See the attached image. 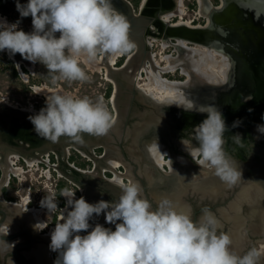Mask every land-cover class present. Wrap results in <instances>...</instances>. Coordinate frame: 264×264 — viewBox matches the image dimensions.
<instances>
[{
    "label": "clouds",
    "instance_id": "clouds-1",
    "mask_svg": "<svg viewBox=\"0 0 264 264\" xmlns=\"http://www.w3.org/2000/svg\"><path fill=\"white\" fill-rule=\"evenodd\" d=\"M15 7L19 13L16 21L0 17V52L7 51L10 58L19 53L28 61L44 65L54 82L87 81L90 77L82 64L95 61L101 54L121 55L135 47L129 38V20L115 9L113 0H15ZM29 16L32 29L26 32L20 25ZM223 82H227L226 75ZM173 104L186 112L207 114L187 138L181 137L183 150L201 171L214 174L229 187L237 184L242 173L224 149L229 129L221 108L211 104L196 107L184 98H173L166 106ZM28 119L36 134L45 139L57 142L66 137L83 143L84 133L107 134L116 117L102 96L93 101L88 96L74 97L58 91L48 95L45 106ZM241 124L242 119L237 118L232 127ZM256 131L264 134V123L257 124ZM233 139L242 141L241 134L236 133ZM151 150L161 153L158 143L151 145ZM118 186L121 194L114 203L103 199L90 203L83 196L75 198L72 189L62 191L67 198V214H62L50 232L49 248L58 253L54 264H259L261 252L256 248L242 255L234 251L232 238L220 231L221 221L211 209L203 208L202 215L194 219L189 212L177 211L167 196L153 207L134 180L119 182ZM40 203L48 212L58 208L52 197H44ZM102 213L115 225L114 230L90 223ZM2 221L0 243L12 249L14 244L3 239L10 232L11 221ZM46 227L44 222L34 225L37 231Z\"/></svg>",
    "mask_w": 264,
    "mask_h": 264
},
{
    "label": "flooded vegetation",
    "instance_id": "flooded-vegetation-1",
    "mask_svg": "<svg viewBox=\"0 0 264 264\" xmlns=\"http://www.w3.org/2000/svg\"><path fill=\"white\" fill-rule=\"evenodd\" d=\"M128 1L133 7L132 17L129 19V38L134 42L135 47L128 53L121 55L101 54L95 61L90 63L103 66L105 63H110L114 68L118 69L129 62L125 72L118 77V86L111 80L108 84V86L112 87L110 96L107 98L110 105V108H108L116 117L115 124L112 127L113 131L111 132L112 140L107 141L105 135L92 136L99 143L98 146L92 149V152L89 150V146H86V152L70 147L65 155L61 152H50L38 158L39 162L37 163L48 167L50 172L51 170L55 172L59 170L63 177L72 185L57 184L59 188L56 190V196H53L59 201L57 203L58 208L53 212L52 225L46 222L47 227L43 230L37 231L34 228L35 222L29 210L34 207L27 204L29 208H23L22 200H16L15 192L13 191L15 183L11 182L12 175L15 171L18 172L19 168L23 169L28 166L27 160L22 156L13 154V151L6 152L4 143H13L18 138H24L34 145H38L44 143L46 139L37 135L29 122L24 124L14 122L8 125L5 120V109L2 111L1 109L3 108L0 106V159L5 161L4 165L0 164V222L5 219L8 222L11 221L10 232L3 239L8 243L14 244L11 249V246L0 243V264H54L58 253L53 252L49 248L50 232L55 224L61 221L62 214H67L65 211L67 198L62 196V191L65 188L76 191L75 198L78 199L81 196L87 197L88 189L94 187L96 195H90L91 200L105 197L110 203L115 202L121 194V189L118 186L119 182L127 183L129 180H134L141 185L143 192H148L150 185L147 179L148 174L145 170L152 172L150 169H153L155 164L157 165L151 145L158 143L162 153L159 152V154L165 162H162L161 169L165 172L169 170L166 161L172 156L177 158L180 155L175 152L173 138L168 136V133L173 135L174 129L172 130V128L164 124L166 118L171 124L174 123V120L181 121L183 132H176L180 141L181 137H185L190 132L193 125L195 127V125L203 121L205 116L202 117V115H206V113L186 112L175 104L166 106L171 102L160 101L161 97L154 92H150L146 87L147 82H142V80L148 78L151 70L157 72L161 80L168 83L179 82L174 80V73L175 71L177 73V70L180 71L179 74L187 76L186 73L183 74L181 69L190 71L193 77L192 72L196 70L191 68V59H188L187 56L192 54L194 50L211 51L215 56H218V54L222 55L218 52V11L225 6L226 1ZM258 2H260L261 9L257 12L253 29L256 30L259 36L256 41L248 42V45L251 46L257 43L261 48H264V0H258ZM12 14V11H8L9 16ZM8 15H5V17L8 18ZM0 17H2L1 13ZM183 27L209 31L212 34L215 32L216 36L212 37L209 35L207 39L200 41L202 43H195V41H190L189 38L176 37L174 35L176 34L175 30H171L175 28L183 29ZM244 43H241V47H244ZM230 44L228 45L233 46L234 44L235 47L240 45H238V41ZM192 49L194 50L191 51ZM234 55L233 71L227 76V82H223L228 86L227 89L221 88V84L215 83L213 85L207 79L200 78L201 73L198 72L200 76L197 78L200 81H197V78L194 79L196 81L194 88L196 93L188 94L185 99L193 101L196 107H200V101L203 102L206 98L200 97L198 100L197 92L200 93L202 91L200 94L203 95L205 93L204 95L207 96L214 95V99L211 100L215 102V105L217 104V107L221 108L229 129L225 133V151L229 149L230 151L227 150V152H232L236 156H242V158L247 160H256V163L263 162L264 144H262V147H260L261 144L256 146V150L253 152L248 151L249 154L246 152L247 147L250 146V138H253L254 135L253 129L256 128L257 124L264 123V120L261 119L262 114H264V69L259 70L258 73L248 74L246 72L249 69L246 67L247 63H254L255 69H259V63L256 58L255 60L249 59L247 54L246 57L245 54L242 56H239V54ZM192 57L197 58L198 53L192 54ZM222 57L225 58L224 55ZM113 58L114 60L112 61ZM181 58H184V62H181ZM11 59L16 65H22L25 70H28L27 68L32 65L31 61L25 62L22 60L18 63L16 58L11 57ZM214 59L218 60L215 57ZM262 64L264 68V58ZM187 80H184V83H187ZM203 82L209 83L212 87L203 85ZM58 91L60 92L61 90L52 89L47 92L54 93ZM152 102L162 104L161 111ZM0 103L2 102L0 101ZM206 103L208 104V102ZM35 104L38 105L40 103L35 102ZM33 107L35 108L34 105ZM249 109H252V111H249ZM36 110L39 111L38 109ZM237 118L242 119V124L233 128V121ZM236 133L241 134L242 141L233 139V135ZM94 157L105 159L104 161L98 160L99 162L96 163ZM14 158H16L15 161L13 160ZM115 161L119 163L116 165ZM18 163L21 167L14 166ZM8 168L10 171H8ZM258 171L260 175L258 183L264 184V170L259 169ZM255 172L256 170L253 167L248 169L247 179L249 181L255 178ZM102 181L111 183L106 186L91 185ZM257 186L259 187L260 185ZM241 193L242 198H244L243 191ZM257 193L260 194L258 190ZM156 196L158 197L157 194ZM254 196L251 198L250 193L249 200L252 201ZM229 201L228 198L226 202L223 198L216 202L189 198L187 202L190 208L185 212L191 213L192 210V216L196 219L199 218L198 214L203 208L207 207L216 213L219 205ZM152 203L153 207L157 204L156 202ZM234 211L231 214V218L237 216V211ZM256 214L258 213L256 212ZM90 223L93 226L95 225L93 221ZM104 226L110 227L108 224ZM111 228L115 229L114 227ZM220 231L222 230L220 229ZM81 234H86V232L82 231ZM245 241L246 244L241 248L243 243L237 240V243H235L237 249H234V251L242 255L248 250L256 248L261 252L259 264H264V245H261V241H264V232L253 235L249 230ZM43 251H45L46 257L41 256L40 252ZM48 252L51 253L48 254Z\"/></svg>",
    "mask_w": 264,
    "mask_h": 264
},
{
    "label": "water",
    "instance_id": "water-1",
    "mask_svg": "<svg viewBox=\"0 0 264 264\" xmlns=\"http://www.w3.org/2000/svg\"><path fill=\"white\" fill-rule=\"evenodd\" d=\"M225 1H226L225 6L218 11V52L224 55L225 57H227V59L230 62V72H228V75L233 71L232 68L234 67V60H235L233 59V57L235 56L234 54H239V56L245 54V57L247 54L249 59L255 60L256 58V60L259 63L258 64L259 69H255L254 63H247L246 67H248L249 69L246 72L248 74L258 73L259 70L264 69L262 64L264 58V48H261L257 43L250 46L248 45V42L252 43L256 41L259 36L256 30L253 29V25L255 22V17H257V12L261 9L260 2H258V0H225ZM113 5L117 11L124 13L128 20L132 17L133 7L128 0H113ZM171 30H175L176 34L174 35L176 37L189 38L190 41L191 40L195 41V43H202L200 41H204L209 37V35H211L212 37H214L215 35V32L213 31L212 34L209 31H204L199 29H188L185 27H183V29L175 28ZM237 41H238V45L240 44L239 46L235 47L234 44L233 46H230L231 45L230 43L232 42L236 43ZM243 42H245L244 47H241V43ZM13 57L16 58L18 63L22 60L28 62V60L21 57L19 53L15 54V56ZM128 64L129 62L124 66H122L121 68L116 69L110 63H105L104 66L107 69L106 71L107 76L114 84H116V86H118L117 80L119 75L125 72L126 68L129 66ZM197 81L200 80L197 78ZM197 84L199 85V83ZM203 85L212 87V85H210L207 82L205 83L203 82ZM220 87L221 88L223 87L225 89L228 88V86L225 83L221 84ZM193 89L194 88L191 87L188 90H191L193 93H196L195 89L194 90ZM200 93L197 92L198 94L197 97L199 99L200 97L206 98V100L208 101L207 105L210 104L215 105V102L211 100L214 99L213 98L214 95L207 96L204 95L205 93H203V95ZM152 103L153 105H155L156 108H159V110L161 111L162 104L156 102H152ZM0 106H2L3 108L1 109L2 111H4L5 109L4 111L6 116L5 120L8 123V125L14 122H17L18 124H24L26 122L27 123L29 122L33 126V124L30 122L28 117L30 115L37 113L38 111L23 110L9 106L8 104L5 103H0ZM206 116L207 114L202 115V117H204L203 120L206 118ZM180 122L181 121L179 120L178 121L174 120V123L171 124L167 118L164 121L165 125H168L170 128H172V130L174 129L173 135H170V133H168V136L169 138L171 137L173 138V143H175L174 145L175 152L181 155L180 160H177L178 157L177 158L176 157L174 158L173 156L170 157L171 161L170 160L166 161L169 167V170L166 172L160 168L159 162L157 163L158 166L155 164V166H153L152 169V176L147 175V179L150 185V190L148 192L144 191L142 195L146 199L158 203L160 199L159 195L158 197L156 196L158 191L164 193L163 195L165 196L166 194H169L170 197L172 198L174 197V199L179 200V202H181V206L184 208V212L188 211L190 208L189 203L187 202L189 198H195L201 201L208 200L212 202H216L220 198H223L226 202L228 198L230 201L222 205H219L218 211L214 213L221 221L220 229L223 232L228 233L232 238L233 249H237L235 243L233 242L234 240L233 237L234 238L236 237L235 239H237L240 243L243 242V245L241 247L243 248L244 245L246 244L245 240L247 239V232L249 230L253 235L262 234L264 232V184L258 183L260 179L258 170L261 169L262 165L264 164V161L256 163L253 159L247 160L245 158H242V156H236L232 152H227V150L229 149L225 147L227 149L226 152L236 161L237 167L242 173L241 180L237 184L229 187L223 181H221L219 177H216V179L213 178V176H215L214 174L207 171H201V167L195 163V161L187 152L183 150V146L180 143L179 138L177 137L176 134V132L179 131L181 133L183 132V128H181L182 124H180ZM193 128L194 125L191 127L190 131H192ZM112 131L113 129L111 128L109 132L105 134L107 141L112 140L111 137ZM253 133H254L253 138L252 137L250 138V146L247 147V152H246L247 154H249L248 151L250 152L255 151L256 146H259V144H261L260 147H262V144H264V134L258 133L256 131V128L253 129ZM92 136L93 135L84 133L83 143H77L71 141L66 137H61L60 140H58L57 142H52L46 139L44 143L38 145H34L33 143L25 140L24 138H18L14 140L13 143L5 142L4 148L6 149V152L13 151V154L22 156L27 159H31V158L38 159L41 156L46 155L50 152H56V153L61 152L63 155H65L68 152V148L70 147H75L79 150H84V152H86L87 151L86 146H89V150L92 152V149L99 145V143H97V141H95ZM185 138H187V134ZM193 144H198V142L193 140ZM104 159L105 158L102 159V158L94 157L96 163L99 162L98 160L104 161ZM159 160L160 161L162 160V162L164 163L163 159L160 158ZM251 167H253L256 170L255 172L256 175L255 178H252V181H249L247 179L248 176L247 171ZM203 173L205 176L206 175L207 176L205 177L204 175H202ZM193 174H196L195 178H192ZM154 176L156 179L153 178ZM178 177L180 178L181 181H177ZM153 179H155V181H153ZM207 181H210V185H207L208 187L205 186V183ZM110 183L109 181H102L101 183L95 182L92 183L91 185L97 186L98 184L99 186L102 185L106 186L109 185ZM257 185L260 186L258 187ZM205 187L207 188V190H205ZM245 189H247V191L251 193V198L255 195L252 201L242 198L241 192L244 191ZM257 190L258 192H260V194L257 193ZM86 195L87 197L84 198L90 203H93V201L95 203L101 199L108 201L105 197L104 198L100 197L99 199L91 200L90 195H96V191L94 187L89 188ZM237 197L239 198L237 199ZM234 202H238L239 206L237 204H234ZM236 205L239 207L238 208L239 211H237L238 219H239L238 222L229 219V216L235 212L233 211V208L237 207ZM255 212H257L258 214L256 215ZM92 221L94 222V224L99 222L100 224L103 223L102 225L108 224L110 227L115 228V225L110 224L105 220V216L103 213L99 217H94ZM243 231L246 232L245 235L243 234Z\"/></svg>",
    "mask_w": 264,
    "mask_h": 264
},
{
    "label": "rangeland",
    "instance_id": "rangeland-1",
    "mask_svg": "<svg viewBox=\"0 0 264 264\" xmlns=\"http://www.w3.org/2000/svg\"><path fill=\"white\" fill-rule=\"evenodd\" d=\"M21 3H26V0H21ZM6 8L8 9V11H12L13 14L9 16L8 12L7 14L0 12L2 14V17L8 15V22L16 21L19 18V13L16 11L15 0H8ZM20 27L23 28V30L26 32L31 31V17L29 16L24 18ZM193 50L194 49H192L191 51ZM214 57L218 58V60L216 61H218V64H220L221 66L220 62L223 59L222 55L218 54V56H215L214 54ZM183 60L184 58H181V62H183ZM82 67L85 68L86 73L89 75V80L67 81L57 79L54 82L52 78L53 74L50 73L44 65L38 62H32L31 67L27 68L28 70H25L22 65H16L14 63V61L7 54V51L0 52V101L2 103L10 104L20 109L35 111L37 106L35 102H39L40 104L44 103L45 105L46 97L52 94L47 91L52 89H59L61 90L60 92L71 94L74 97L88 96L93 101H95L97 97L102 96L105 101V104L107 105V107L110 108V105L107 101L108 97L106 95L107 91L109 90L108 84L110 79L107 76L106 67L96 63H89L86 65L82 64ZM181 70L184 74V69ZM15 71L17 72V75H15ZM179 73V70H177V73L175 71V81L184 83V80H189H187V83L181 85V92L184 94V96L193 93L191 92V90L188 89H190L191 87L195 88L196 81L194 79L197 77L199 78L200 74L194 71L192 72L193 77L189 79L187 76ZM218 75L220 76L221 72H218ZM202 78L204 79V77ZM143 81L149 83L150 80L149 78H147L145 80H142V82ZM209 83L213 85L215 83L220 85L223 83V81H210ZM197 99L199 100V98ZM206 101L207 100H204L203 102L200 101V104L207 106V103H205ZM33 105L35 106V108L33 107ZM194 145L198 146V144ZM180 157L181 155H179L177 160H180ZM13 160L15 161L16 158H14ZM36 164L37 165L34 164V166H25L19 174L15 171L11 179V182L15 183V185L13 186V191L15 192L16 200L21 201L23 198H29V204L31 207L42 209V213L40 216L45 222H47L49 225H52L51 220L53 218V212H48L45 207L41 206L40 202L44 197H52L58 203L59 201L56 199V197H54L57 194L56 190L59 188L57 184H63L67 186L72 185L69 181L66 180L65 177H63V174H61L59 170L57 172L51 170L50 172L48 167L44 166L43 164ZM14 166L19 167L20 164L18 163ZM249 198L250 194L245 199L249 200ZM190 214H193L192 210ZM201 215L202 210L198 214V217H200ZM243 234L245 235L246 232L243 231ZM261 242V245H264V241Z\"/></svg>",
    "mask_w": 264,
    "mask_h": 264
},
{
    "label": "bare ground",
    "instance_id": "bare-ground-1",
    "mask_svg": "<svg viewBox=\"0 0 264 264\" xmlns=\"http://www.w3.org/2000/svg\"><path fill=\"white\" fill-rule=\"evenodd\" d=\"M198 53V57L197 58H193L192 57V54L194 55V53ZM192 54H189L187 57L188 59H191V68L195 69L197 72H200L201 73V77H204V79H207L209 82L210 81H213V82H221L223 81L222 79L224 78V76H228V72L230 70V63H229V60L228 61H225V58L222 59V61L220 62L221 63V66L220 64H218V61H216L214 59V53H212L211 51H193ZM114 60V58L112 59V61ZM184 62V60H183ZM225 63L228 64V67L227 69H225ZM174 68V67H172ZM184 72L187 74L188 78L190 79L192 76H191V73L190 71H186L184 69ZM218 72H221V75L219 76L218 75ZM148 78H149V83L146 84V87L148 88V90L150 92H154L156 93L158 96L161 97L160 101L164 100V101H168V102H171L173 98H176V99H180V98H184L185 99V96L184 94L181 92V85H183V83L181 82H171V83H168V82H164L161 80V77L160 75H158L157 72H154L151 70V72L148 74ZM222 77V78H221ZM164 151V150H163ZM151 158V157H150ZM154 160L159 164H160V168L162 166V160L160 161L159 159L161 158V155L159 154V151H155L154 152ZM261 158V157H260ZM27 160V163L29 166H34L37 165L36 163L39 162L38 159H34V158H31V159H26ZM256 161V160H255ZM5 161L4 159H0V164L4 165ZM7 163V162H6ZM11 163V162H10ZM119 162L115 161V164L117 165ZM150 164V163H149ZM7 166V165H5ZM20 167V166H19ZM150 167V166H149ZM150 169V168H149ZM22 168H19L17 171H18V174L21 172ZM152 170V168L150 169V171ZM261 170H264V164L262 165L261 167ZM8 171H10V169L8 168ZM145 172L148 174V176H152V172H149V170H145ZM204 175V173L202 174ZM205 176V175H204ZM202 176V177H204ZM207 176V175H206ZM205 176V177H206ZM217 176H213V178L216 179ZM155 178V176L153 177ZM156 179V178H155ZM155 179H153V181H155ZM178 180L177 181H181L180 178L178 177L177 178ZM161 180V179H160ZM207 185H210V181H207L205 183V186L208 187ZM205 187V190H207V188ZM156 188V187H155ZM154 188V189H155ZM164 193H161L158 191L157 195L160 196V198L164 197L165 195H163ZM250 192L247 191V189H245L243 191V197L247 198V196H249ZM167 197H169L170 199L173 200L174 202V206L176 207L177 211H183L184 212V208L181 206V203L179 202V200H176L174 199V197H170L169 194H166ZM172 196V195H171ZM176 197V196H175ZM239 197H237L238 199ZM22 207L26 208L28 207L27 204H29L30 202V199L29 198H23L22 199ZM234 204H237L239 206V203L238 202H234ZM236 205V206H237ZM234 206V205H233ZM232 206V207H233ZM234 207L233 208V211L236 210L238 211V208L239 207ZM29 208V207H28ZM44 209V208H43ZM30 210V214H32L33 216V221L35 222V224L37 223H41V222H44L46 224V222L42 219V217L40 216L41 213H42V209H37V208H32V209H29ZM237 213V216H235V218H231V215L229 216V219L231 220H235V221H239L238 219V212ZM256 214V212H255ZM257 215V214H256ZM233 237V236H232ZM236 238V237H235ZM233 237V242L234 243H237V239H235ZM243 243V242H242ZM52 252V251H51ZM51 252H48V254H50ZM41 256L43 257H46V253L45 251L43 252H40ZM48 259V258H47Z\"/></svg>",
    "mask_w": 264,
    "mask_h": 264
},
{
    "label": "trees",
    "instance_id": "trees-1",
    "mask_svg": "<svg viewBox=\"0 0 264 264\" xmlns=\"http://www.w3.org/2000/svg\"><path fill=\"white\" fill-rule=\"evenodd\" d=\"M7 3H8V0H0V12H2V13H4V14H7V12H8V9L6 8L7 7ZM15 73V75H17V72L15 71L14 72ZM108 91H107V93H106V95H107V97H109L110 96V93H111V89H112V87L111 86H109L108 87ZM45 105H43V104H38L37 105V107H36V109H38V110H40L42 107H44ZM61 205H63V204H61Z\"/></svg>",
    "mask_w": 264,
    "mask_h": 264
},
{
    "label": "crops",
    "instance_id": "crops-1",
    "mask_svg": "<svg viewBox=\"0 0 264 264\" xmlns=\"http://www.w3.org/2000/svg\"><path fill=\"white\" fill-rule=\"evenodd\" d=\"M70 210V209H69Z\"/></svg>",
    "mask_w": 264,
    "mask_h": 264
}]
</instances>
